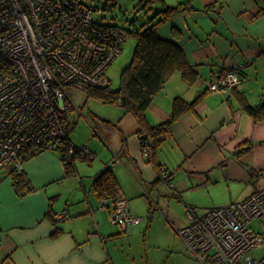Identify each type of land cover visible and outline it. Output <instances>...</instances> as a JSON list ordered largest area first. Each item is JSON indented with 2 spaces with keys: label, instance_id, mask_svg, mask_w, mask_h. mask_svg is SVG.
<instances>
[{
  "label": "crops",
  "instance_id": "0c3cea01",
  "mask_svg": "<svg viewBox=\"0 0 264 264\" xmlns=\"http://www.w3.org/2000/svg\"><path fill=\"white\" fill-rule=\"evenodd\" d=\"M166 2L184 8L159 27V35L179 44L200 76L192 85L176 73L147 110L149 126L171 118L175 99L193 102L202 96L194 110L172 125L157 152L173 187L144 156L135 116L120 105L102 102L116 110L94 115V136L102 143L92 141V162L76 160L75 172L68 175L60 153L40 152L23 162L21 171L33 187L23 196L13 186L14 168L0 172V264L135 260L130 241L139 232L138 224H130L126 232L113 224L116 199L100 200L94 190L96 178L108 168L128 199L131 216L143 214L136 217L141 219L148 212V227L157 220L177 233L190 224V211L201 217L264 190V122L248 115L237 98L244 95L254 107L264 102V0ZM227 70H238V87L229 93L210 91V83ZM82 111L76 103L69 110L70 138ZM90 136L91 130L86 131L75 143ZM61 213L68 218L57 219ZM129 230L136 234H125Z\"/></svg>",
  "mask_w": 264,
  "mask_h": 264
},
{
  "label": "built area",
  "instance_id": "2783aa9c",
  "mask_svg": "<svg viewBox=\"0 0 264 264\" xmlns=\"http://www.w3.org/2000/svg\"><path fill=\"white\" fill-rule=\"evenodd\" d=\"M126 40L122 27L97 23L95 9L81 0H0V172L22 170L28 152H58L66 159L90 152L70 138V90L108 87L107 70ZM240 82L238 70H227L209 89L229 93ZM143 153L150 156L148 144ZM161 178L173 187L164 166ZM116 201L111 222L126 232L141 219L131 216L121 191ZM188 218L178 235L199 264H264V255H251L264 249V190L201 217L190 211Z\"/></svg>",
  "mask_w": 264,
  "mask_h": 264
},
{
  "label": "trees",
  "instance_id": "16d2710c",
  "mask_svg": "<svg viewBox=\"0 0 264 264\" xmlns=\"http://www.w3.org/2000/svg\"><path fill=\"white\" fill-rule=\"evenodd\" d=\"M141 9L153 11L154 15L146 22L138 24L133 21L130 29H122L128 37L136 40V47L131 63L122 73L121 86L117 90L108 87L103 89L93 88L87 93L93 98L104 103L120 105L127 112L132 113L141 126L142 147L150 146L149 161L161 173V167L157 161V152L163 144L166 135L171 131L172 125L186 112L194 110L202 96L193 102H187L182 98L175 99L171 118L154 127L149 126L147 110L152 105L155 97L163 90L167 82L176 74L190 84H195L199 79L198 69L192 65L185 50L176 42L163 39L159 35V27L178 14L184 5L169 6L166 0H142ZM127 41V40H126ZM241 108L257 122H264V102L254 107L250 105L242 94H237ZM143 134H146L143 136ZM40 152H28L23 156V162L34 157ZM65 170L68 175L75 172V161L81 159L88 163L94 158L91 153H76L66 159L62 155ZM13 186L18 195L23 196L33 191V187L23 171L13 169L11 172ZM119 181L114 172L108 168L95 180L94 190L100 200L116 199L119 189ZM59 232L54 236H58Z\"/></svg>",
  "mask_w": 264,
  "mask_h": 264
},
{
  "label": "rangeland",
  "instance_id": "374dc122",
  "mask_svg": "<svg viewBox=\"0 0 264 264\" xmlns=\"http://www.w3.org/2000/svg\"><path fill=\"white\" fill-rule=\"evenodd\" d=\"M83 3L92 6L95 9V20L102 25H118L125 29H130L133 21L137 20L138 24L146 22L154 15L153 11L141 9L143 6L142 0H81ZM136 47V40L133 37H128L123 52L116 58L113 64L107 70V76L110 80L109 88L117 90L121 86L122 73L124 69L131 63ZM73 100L77 105L82 107V116L78 119L76 128L71 132V139L77 146L92 145L94 139L102 140L95 137L94 131V115L105 116L110 115L113 110L111 106L102 103V101L90 98L87 100L86 95L82 91L70 90ZM115 108V107H113ZM76 115H72V120ZM89 118V121L87 120ZM91 123V124H90ZM91 130V136L79 143H75L76 137H83L86 131ZM211 203L212 201L209 200ZM229 206V205H228ZM220 207V206H217ZM227 207V206H225ZM148 211V207H147ZM148 213V212H147ZM145 218L134 224L137 226V234L134 231L128 233L136 234L130 243H134L136 257L131 262L124 264H199L197 259L190 253L184 241L174 229L164 228V225L157 220H154L151 227H148V214ZM143 215V214H141ZM137 214L135 217H140ZM111 218V217H110ZM254 227L259 230L260 227L254 223ZM128 245L129 242L121 243ZM131 253V252H130ZM255 258H261L264 255V249L257 252H252Z\"/></svg>",
  "mask_w": 264,
  "mask_h": 264
}]
</instances>
